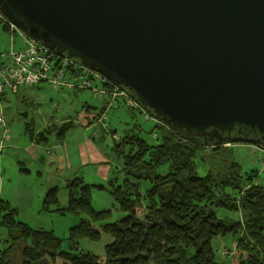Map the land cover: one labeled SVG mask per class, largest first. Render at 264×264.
I'll return each instance as SVG.
<instances>
[{
    "label": "water",
    "instance_id": "1",
    "mask_svg": "<svg viewBox=\"0 0 264 264\" xmlns=\"http://www.w3.org/2000/svg\"><path fill=\"white\" fill-rule=\"evenodd\" d=\"M0 14L172 131L264 150V0H0Z\"/></svg>",
    "mask_w": 264,
    "mask_h": 264
},
{
    "label": "trees",
    "instance_id": "2",
    "mask_svg": "<svg viewBox=\"0 0 264 264\" xmlns=\"http://www.w3.org/2000/svg\"><path fill=\"white\" fill-rule=\"evenodd\" d=\"M2 28L7 31L3 24ZM101 115L102 110L94 118ZM72 126L67 120L28 136L39 143L55 129L56 140H61ZM132 130L113 139L112 150L122 158L124 177L108 182L124 214L106 221L111 211L93 208L91 189H103L102 184L72 176L61 207L56 185L48 187L41 209L82 215L67 229V248L59 249L62 238L16 219V207L0 199V227L6 233L4 241L11 243L0 248V264H12L14 253L19 264H264V186L256 181L258 170L242 172L231 156L235 143L260 147L251 141V134L244 139L233 133L226 142H210L156 123L148 131L155 133L150 142ZM196 160L205 174L196 172ZM218 208L240 212L241 218L218 216ZM103 234L111 237L103 255L78 249V239L99 241ZM228 234L236 236L231 259L217 261L212 242Z\"/></svg>",
    "mask_w": 264,
    "mask_h": 264
},
{
    "label": "rangeland",
    "instance_id": "3",
    "mask_svg": "<svg viewBox=\"0 0 264 264\" xmlns=\"http://www.w3.org/2000/svg\"><path fill=\"white\" fill-rule=\"evenodd\" d=\"M15 39V46L17 39ZM10 47L9 37L6 31L2 29V22L0 21V52L8 50ZM16 94L7 93L6 102H1L0 114L5 125L4 134L0 138V148L6 143L7 137H14L19 143H24L28 140V134H36L42 127L55 124L58 126L66 119L73 122L79 121L83 118L82 112L85 102L90 107L98 109L101 105L99 99L94 98L89 90H70L65 88L52 87L47 83H40L31 86H20ZM22 97L25 101H22ZM95 109H90V115L95 113ZM88 115V114H86ZM95 115V114H94ZM102 116L104 122L107 124V132L104 134V142H100L103 147L99 148V156L106 158L105 167H99L97 163L89 157L85 164L82 159L75 155L72 156L70 152L66 153L61 150L67 146H72L70 141L76 136L91 133L100 128L94 125L90 128L76 125L72 130H68L64 141L58 142L55 138V129H51L46 133L47 140L37 143V150L40 152L42 159H37L33 166H31L30 173L26 174L20 167L23 165L14 164V173L9 172L4 164V180L1 185V198H10L8 202L11 206L16 207V219L25 222L31 228L50 229L54 235L62 238L59 249L67 248V241L64 239L67 235V229L71 225L77 223L78 218L82 215L64 213L60 214L56 211H46L41 209V200L48 187L56 185L57 206H64L66 202L65 185L72 176L82 177L84 183L88 184H102L103 189L92 187L91 189V204L96 210H110L111 215L106 221H114L121 217L124 212L119 209L111 208L113 197L109 191L110 180L120 182L124 173L122 172L123 161L112 150L114 140L111 132L119 136H123L125 132H138L139 136L147 141H153V135L148 131L156 124L153 119H145L143 115L136 109H128L125 106L116 108L114 106L105 108ZM27 126L25 127V125ZM135 124L140 126V130H136ZM135 127V128H134ZM29 128V130H27ZM73 134L69 138V134ZM13 138V139H14ZM85 138V136L83 137ZM70 140V141H69ZM98 142V141H96ZM61 148L59 151V144ZM66 144V145H65ZM21 147H24L22 145ZM104 148L105 150H103ZM232 158L241 166V171L258 170L259 173L256 181L264 186V167L262 165L263 152L256 150L251 144H232ZM9 148L4 147L3 152H7ZM28 152V149H26ZM206 152H211L210 149ZM72 157V158H71ZM71 158V159H70ZM84 163V164H83ZM19 166V167H18ZM196 172L199 175L205 174V170L200 162L196 160ZM9 181V182H7ZM144 186L141 187L143 189ZM15 194L20 192L32 193L31 198L18 201ZM9 191V194L7 195ZM52 206H49L51 209ZM217 215H226L234 219H240V212H229L225 209L218 208ZM6 238L4 228L0 227V248L9 246L11 243ZM236 236L228 234L224 237H217L213 240L212 245L216 251V260L230 261L231 253L234 249ZM111 240L107 234H103L99 241H93L88 238H80L77 240V247L83 251H89L97 255L104 254V245ZM15 244L11 245V248ZM15 251V250H14ZM13 251V252H14ZM227 252L223 254L222 252ZM18 255L12 254V264H19Z\"/></svg>",
    "mask_w": 264,
    "mask_h": 264
},
{
    "label": "built area",
    "instance_id": "4",
    "mask_svg": "<svg viewBox=\"0 0 264 264\" xmlns=\"http://www.w3.org/2000/svg\"><path fill=\"white\" fill-rule=\"evenodd\" d=\"M0 21L6 27L10 43L8 50L0 52V109L5 93H15L20 86L27 84L47 83L57 88L89 90L94 98L105 101V108L116 106L121 102L138 110L145 119H153L156 123H162L123 88L111 83L101 73L57 55L40 41L26 36L1 14ZM14 37L17 39L16 46ZM95 125L105 126L102 115L97 118ZM0 130L3 137V131L6 129L1 114ZM152 135L154 136L155 133L153 132ZM119 137L116 133L112 134L114 140H118ZM258 148L263 152L261 161L264 167V150L262 147L258 146Z\"/></svg>",
    "mask_w": 264,
    "mask_h": 264
},
{
    "label": "crops",
    "instance_id": "5",
    "mask_svg": "<svg viewBox=\"0 0 264 264\" xmlns=\"http://www.w3.org/2000/svg\"><path fill=\"white\" fill-rule=\"evenodd\" d=\"M3 29V28H2ZM4 30V29H3ZM5 31V30H4ZM7 33V32H6ZM8 34V33H7ZM36 84H40V83H36ZM36 84H27V85H23V86H31V85H36ZM19 89H17V91L13 94H16L18 92ZM6 95L7 93L4 94V96L2 97V101L6 102ZM1 101V102H2ZM22 101H25V98L22 97ZM101 102V105L98 109H96L95 107H90L88 106L85 102L82 104V106L84 107L83 112H82V116L83 118H80L79 121L73 122V126L71 128H69L68 130H72L76 127V125L79 126H83V127H93L95 125V122L97 120V118H94V114H97L99 111L104 110V106H105V101L103 100H99ZM121 106H124L123 103H119L118 105L114 106L115 109L119 108ZM87 107V108H86ZM90 109H95V113L93 115H90ZM88 114V115H86ZM68 119L64 120L67 121ZM70 120V119H69ZM63 121V122H64ZM27 125V124H26ZM95 127V126H94ZM107 124L105 122V126H100V128L94 130L91 135H84V133L82 135H80L79 137L75 135V138H73L72 141H70L72 143V146H67L64 148V150L62 149V151H64L66 153L70 152L72 154V156H74V159L76 158L75 155L82 159V161L86 164L89 160V157H92V160L97 163L99 165V167H105V164L103 165V163L107 162L106 158H104L103 156H99V148L103 147L100 142H104V134L107 132ZM86 128V129H87ZM43 129V127H42ZM67 130V131H68ZM114 132V131H113ZM1 130H0V138L1 136ZM68 135V132H66ZM65 133V135H66ZM5 136H7V134H4ZM64 137L59 140L58 142H62L64 141V139H66V137ZM73 134H69V138H72ZM85 136V138H83ZM111 136H112V132H111ZM14 138V137H13ZM12 137H7V139L5 140L6 143L3 147L0 148V198H1V185L3 184V180H4V164L6 169H9L8 171L13 172L14 173V164H20L23 166H20L22 168H24L25 170H23L26 174L30 173V169L31 166H33V164L35 163V161L37 159H42V156L40 154V152L37 150V143L31 139L28 138V140L24 143H19L15 140V138L13 139ZM98 141V142H96ZM235 144H250V143H235ZM22 145H24V147H21ZM253 145V144H251ZM256 150L260 151L261 150L258 148V146H255ZM9 148L10 150H8L7 152H3V148ZM57 148H61V143L59 144V146H57ZM26 149H28V152L26 151ZM103 150H105L104 148H102ZM262 153V152H261ZM72 158V157H71ZM70 158V159H71ZM83 163V164H84ZM19 167V166H18ZM5 181V180H4ZM9 182V181H7ZM14 193V195L17 196L18 201H22L25 200V198H31L32 197V193L29 192H20L18 191V193L15 194V190L11 191ZM9 194V191L7 193V195ZM25 197V198H24ZM10 198L6 197L4 198L5 201L10 202L9 201ZM113 200V203L111 205V208H117L118 209V205L117 203Z\"/></svg>",
    "mask_w": 264,
    "mask_h": 264
}]
</instances>
